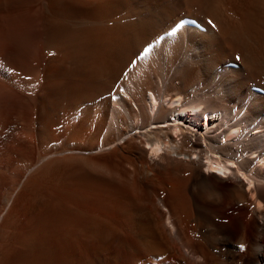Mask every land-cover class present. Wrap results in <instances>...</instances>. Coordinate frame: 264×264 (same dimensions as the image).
Wrapping results in <instances>:
<instances>
[{
  "label": "bare ground",
  "instance_id": "obj_1",
  "mask_svg": "<svg viewBox=\"0 0 264 264\" xmlns=\"http://www.w3.org/2000/svg\"><path fill=\"white\" fill-rule=\"evenodd\" d=\"M256 87L264 0H0V264H264Z\"/></svg>",
  "mask_w": 264,
  "mask_h": 264
},
{
  "label": "snow or ice",
  "instance_id": "obj_2",
  "mask_svg": "<svg viewBox=\"0 0 264 264\" xmlns=\"http://www.w3.org/2000/svg\"><path fill=\"white\" fill-rule=\"evenodd\" d=\"M241 248H243V246L241 245Z\"/></svg>",
  "mask_w": 264,
  "mask_h": 264
}]
</instances>
